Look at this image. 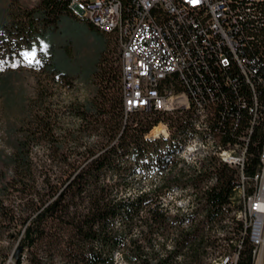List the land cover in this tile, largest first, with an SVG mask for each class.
Returning a JSON list of instances; mask_svg holds the SVG:
<instances>
[{
  "label": "trees",
  "instance_id": "16d2710c",
  "mask_svg": "<svg viewBox=\"0 0 264 264\" xmlns=\"http://www.w3.org/2000/svg\"><path fill=\"white\" fill-rule=\"evenodd\" d=\"M69 1L39 0L35 7L23 8L16 14L6 8L0 18V70L8 66L3 57L15 61L19 54H31L30 46L39 34L57 28L62 15L74 16ZM121 1L132 5V0ZM260 11L262 16L256 20L249 17L245 26L241 11L242 60L245 63L246 57L249 61L245 71L236 61L222 69L208 61L211 72L206 74L202 70L203 90L210 86L215 100L214 124L222 142L246 149L242 169L246 178L253 177L259 169L264 146L263 4ZM23 46L26 49H21ZM33 63L38 69L57 73L43 59ZM101 65L105 67V63ZM97 71L98 68L92 74ZM113 71L108 70L104 84L112 83L113 75L121 83L118 60ZM108 85L70 108V114L80 122L65 132L75 143L73 157L56 135V121L50 118V110L22 126V137L14 139L9 134L13 152L5 158L0 155V162L10 170V175L6 177L8 171L2 174L0 193L21 197L26 204L24 210L16 207L10 212L3 207L0 197V228H5V222L14 227L15 235L11 237L18 239L22 249H32L30 264H41L44 259L41 254L51 259L59 257L66 264H117L115 253L123 264H209L211 257L231 253L240 238L242 250L237 264H252L249 237L241 234L243 223L232 217L235 223L232 230L224 223L231 207L241 206L235 189L241 181L238 168L206 156L199 160V168L191 165L179 168L178 163L173 164L171 170L161 175L158 188L151 185L133 190L132 184L139 177L150 179L154 155L160 157V166L165 168L172 149L181 147L192 136L194 129H190V121L196 117V108L169 115L125 114L121 86L112 90L114 86ZM160 122L167 125L169 139L146 138ZM210 132L214 138V130ZM87 134L97 136L96 142L84 145L82 138ZM39 138L51 142L57 174H50L52 168L42 173L35 164L30 146ZM177 138L179 146L171 145ZM189 188L194 191L190 213L182 207L171 209L162 201L166 192L187 193ZM199 212L203 214L201 219ZM186 220L191 221L190 225ZM207 225H218L220 236L213 227L206 228ZM160 235L164 242L159 245ZM221 249L225 252L218 253ZM21 263L22 259L18 258L13 264Z\"/></svg>",
  "mask_w": 264,
  "mask_h": 264
},
{
  "label": "built area",
  "instance_id": "2783aa9c",
  "mask_svg": "<svg viewBox=\"0 0 264 264\" xmlns=\"http://www.w3.org/2000/svg\"><path fill=\"white\" fill-rule=\"evenodd\" d=\"M69 3L95 17L96 26L104 25L109 35L113 29H120L119 24L128 23L127 35L116 41L121 57V98L127 97L128 101L125 114L159 112L169 115L171 102L186 107V112L203 106L205 114L201 117H206V126L214 130L212 139L217 144V155L218 147H225V163L239 168L238 146L222 142L214 124L212 108L215 100L211 88L206 86L204 91L202 83V70L206 74L211 72L208 61L220 69L230 66L231 61L235 62L233 0H199L198 3L196 0H132V5H124L121 0H98L96 9L91 10L79 0H70ZM262 4L264 0H243V26L249 17L256 20L262 16ZM198 11H206V18H198ZM246 35L244 27L243 43L247 40ZM248 62L245 57L244 67ZM197 126L198 122L190 121V129H197ZM0 151L4 156L13 152L1 123ZM179 156L184 157L186 165L188 160H194L193 153L181 152ZM260 158V167L249 178L248 185L251 190H248V204L252 264H264V146ZM235 189L239 199V183ZM235 220L242 223L240 207L239 218ZM210 227L219 235L221 229L218 225H207L206 228ZM226 228L232 230V226ZM233 247L222 264H237L242 250L241 238ZM162 256H165L164 252Z\"/></svg>",
  "mask_w": 264,
  "mask_h": 264
},
{
  "label": "rangeland",
  "instance_id": "374dc122",
  "mask_svg": "<svg viewBox=\"0 0 264 264\" xmlns=\"http://www.w3.org/2000/svg\"><path fill=\"white\" fill-rule=\"evenodd\" d=\"M38 1L0 0V18L4 16L1 14L6 8L16 14L23 8L35 7ZM116 41V35H105L95 27H91L86 20L64 14L59 19L57 28L47 29L32 42L30 48L33 52L29 54L30 56L19 54L15 61L3 57L8 66L2 67L0 70V123L8 145L11 146L12 137L9 135L10 133L14 139L22 137L20 132L22 126L28 125V121L34 120L37 115L44 114L45 110H50V118L56 121V135L65 144L66 151L72 152L70 156L73 157L75 155V143L65 135V132L68 133L80 122L70 114V108L73 104L90 99L98 88L105 89L107 87L108 84H104V82L108 70L113 71L116 60L120 63V49ZM21 49L26 48L23 46ZM39 56L41 57L39 58ZM39 59L46 61V66L56 68V75L47 72L45 69H38L33 60ZM104 63L105 67L101 65ZM97 68V73L92 74ZM58 73L68 75L62 77ZM111 82L108 86L113 85L112 90L120 89V80L115 75L112 76ZM158 125L165 126L163 122L156 126ZM150 133L146 135V138L152 139L155 136ZM97 138L93 134H87L82 138V143L84 145L94 143ZM161 138L164 137L161 136ZM179 142L177 138L171 142V145L179 146ZM50 145L51 142L39 138L38 141L31 144L30 150H32L33 160L38 165L39 171L51 170L52 168L50 174L53 172L57 174V164L53 167L56 160L53 159ZM204 149L202 144L200 148L194 150L193 157L196 160H203L206 157ZM0 155L3 158L6 157L1 151ZM159 158L158 155L152 157L153 165L150 179L139 177L132 184L133 190L148 188L151 185L156 188L160 186L164 167L161 168ZM156 164L158 165L157 169L155 168ZM5 171L9 172L6 175L8 177L10 170H7L0 162V186L4 182L1 177ZM186 190L187 193L182 195H172L170 192H166L162 195V201L171 209L179 206L188 209V213H190V203L193 200L194 191L191 188ZM0 197L3 201V207L10 212H13L12 210L16 207L21 211L25 208L26 200L21 199V197L17 198L12 194L3 195L1 193ZM202 215L199 212L198 219H201ZM232 216L233 212H230L226 217L229 219L228 224L234 228L235 223L232 222ZM186 221L190 225L191 221ZM5 223V228H0V264H13V261L16 260L14 255L21 244L18 239L11 237V235H15L14 227L7 222ZM163 240L164 237L160 235L158 244L163 243ZM221 252H225V250L221 249L218 253ZM31 254L32 249H22L18 255V258L22 259L21 264H30ZM115 254L118 259L117 264H123L118 253ZM41 256H44L41 264H66L59 257L51 259L45 254H41Z\"/></svg>",
  "mask_w": 264,
  "mask_h": 264
},
{
  "label": "bare ground",
  "instance_id": "6f19581e",
  "mask_svg": "<svg viewBox=\"0 0 264 264\" xmlns=\"http://www.w3.org/2000/svg\"><path fill=\"white\" fill-rule=\"evenodd\" d=\"M234 6H235V11H234V16H233V21H234V33L236 37V42H235V47H234V52H235V61L237 62L238 66L241 68L242 72L244 70V61L242 60V52H241V37H239V31H240V16H241V11H242V2L243 0H233ZM79 3L81 5H87L89 6V10L91 9H96V3H98V0H79ZM70 11L73 13L74 16H77L81 19L89 21L91 24L96 26V18L95 17H90V15L86 14V11L80 10L78 7L75 6V4L70 3ZM198 18H206V11H198ZM120 29H113L111 31L112 34H115L117 39L123 35H127V32H129V25L128 23H122L119 24ZM101 32L104 34H107L106 28L104 25H97L96 26ZM124 108L127 107L128 101L127 97L122 98ZM196 111V117L192 118V122H198L197 129H194V132L191 137L187 139L186 142H184L183 145L179 148H174L172 149V152L170 153L168 157V163L165 165L164 171L168 172L171 170L173 167V164L178 163V167L181 168H186L185 160L183 156H179L181 152H187V153H193L194 150H196L198 147L200 148L201 145L203 144V147L205 148L204 152L206 153V156H213L225 163V148L224 147H218V155H217V144L215 143L214 139H212V135L208 127L206 126V117H201V114H205L204 107H195ZM181 111L184 112L186 111V107H180L178 106L177 102H171L169 104V113L173 111ZM150 134L155 135L152 137L154 140L159 139L161 136H163L165 139H169V130L167 128V125H158ZM205 140V142H204ZM245 148H240L238 147V154L240 158V163H239V171L241 174V181L239 183L240 189H241V194L239 198V204L240 206V215L243 223V230L241 232L242 236H248L250 243H251V237L249 234V215H250V207L248 204V185H249V178H246L244 173L242 172L245 158H244V153H245ZM194 160H188V165H191L193 167L199 168L200 166V159L196 160V158L193 157ZM230 167H233L230 165V163H226ZM185 194L183 191L179 190H173L171 193L172 195L176 194ZM179 207V206H178ZM234 206L231 207L233 212V216L235 219L239 218V208H233ZM229 221V219H227ZM225 221V224H228V222ZM229 225V224H228ZM226 256H229V254L223 253L221 255H216L213 258L209 259V264H222L224 261V258Z\"/></svg>",
  "mask_w": 264,
  "mask_h": 264
},
{
  "label": "water",
  "instance_id": "95a60500",
  "mask_svg": "<svg viewBox=\"0 0 264 264\" xmlns=\"http://www.w3.org/2000/svg\"><path fill=\"white\" fill-rule=\"evenodd\" d=\"M21 252H22V247H19L18 250L16 251L14 257H15L16 259H18V255H19Z\"/></svg>",
  "mask_w": 264,
  "mask_h": 264
},
{
  "label": "crops",
  "instance_id": "0c3cea01",
  "mask_svg": "<svg viewBox=\"0 0 264 264\" xmlns=\"http://www.w3.org/2000/svg\"><path fill=\"white\" fill-rule=\"evenodd\" d=\"M120 65H121V57H120Z\"/></svg>",
  "mask_w": 264,
  "mask_h": 264
},
{
  "label": "snow or ice",
  "instance_id": "6c2138e0",
  "mask_svg": "<svg viewBox=\"0 0 264 264\" xmlns=\"http://www.w3.org/2000/svg\"><path fill=\"white\" fill-rule=\"evenodd\" d=\"M196 2L198 3V2H199V0H196Z\"/></svg>",
  "mask_w": 264,
  "mask_h": 264
}]
</instances>
